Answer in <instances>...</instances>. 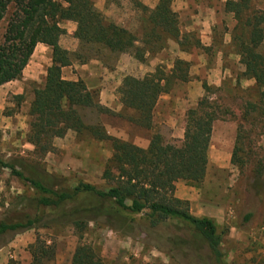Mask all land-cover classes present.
<instances>
[{
    "label": "trees",
    "instance_id": "obj_1",
    "mask_svg": "<svg viewBox=\"0 0 264 264\" xmlns=\"http://www.w3.org/2000/svg\"><path fill=\"white\" fill-rule=\"evenodd\" d=\"M155 10L140 5L148 14L142 36L108 21L96 9L93 0H0V29L6 22L0 39V87L21 81L38 44L52 49V65L47 69L43 85L33 89L29 108L31 122L27 142L34 153L45 156L54 152L56 139H63L69 132L82 135L85 132L99 142L112 144L113 156L103 173V178L113 181L114 187L102 190L80 182L68 190H55L42 181L26 177L15 166L0 165L22 179L39 195L36 214L23 221L0 222V249L12 241L13 236L37 228L70 226L79 232L80 243L71 264H107L96 250L83 242L85 229L90 223H98L106 215L107 205L128 212L141 214L149 211L153 225L161 221L178 220L208 247L217 264H224L223 237L210 218H198L183 207L188 203L175 197L176 184L186 181L201 184L207 174L209 149L214 125L219 120L221 107L211 99L217 88L203 85L205 96L185 114L184 141L178 145L166 142L156 132L147 149L113 138L102 124L103 115L123 117L133 125L151 130L157 103L161 96L170 94L180 84L190 81V64L176 60L170 73L157 70L143 78L129 79L119 91V101L125 107L116 114L101 105L99 94L82 81L72 82L63 78V68L72 62L71 53L60 45L67 34L62 22H73L77 28L74 38L80 42L77 54L79 64L92 60L108 63L121 54H131L145 63L147 56L164 50L168 41L186 46L191 39L183 35L179 17L172 10V0H159ZM226 11L237 19V35L233 36L244 79L255 81L253 100L242 108L241 124L237 134V162L243 171L246 159L254 153L244 149L245 142L252 144V137H264V11L253 8L251 0L227 1ZM196 47L202 48L199 41ZM186 51V50H185ZM88 110L97 116L95 123L87 122ZM246 152V154H244ZM236 154V153H235ZM264 159V158H263ZM117 172V175L114 172ZM256 177L264 176V166L254 169ZM79 197H91L94 203L65 210L67 204ZM55 218L49 220L48 211ZM7 237H10L9 239ZM31 264H54L57 250L40 237L30 247Z\"/></svg>",
    "mask_w": 264,
    "mask_h": 264
},
{
    "label": "rangeland",
    "instance_id": "obj_2",
    "mask_svg": "<svg viewBox=\"0 0 264 264\" xmlns=\"http://www.w3.org/2000/svg\"><path fill=\"white\" fill-rule=\"evenodd\" d=\"M110 1L119 4L123 0ZM194 1H202L213 8H224L223 11L219 10L215 19L217 23L213 28V48L225 51L228 76L223 85L217 88L219 90L211 95L212 101L221 109L220 118L214 125L206 177L199 185L186 181L178 182L183 186L182 191L186 197L194 199L182 200L188 203L183 208L195 217L210 218L215 222L218 233L223 237L224 264H264V176L256 177L253 172L257 166H264V137H252L250 146L245 142L244 150L247 153L252 150L254 156L246 159L243 171L233 163V157L237 162V134L242 108L248 100L254 99L255 81L244 79L242 74L245 68L240 64V60L237 63L238 55L233 41V36L237 35V19L234 14L228 13L225 7L230 0ZM251 3L257 11H264V0H251ZM141 12L146 19L148 14ZM67 23L69 22L60 24L67 32L60 41L63 47L71 49L69 53L72 62H78L76 57L80 42L69 34L77 26L75 27L73 22ZM128 25L131 32L142 36L145 22L140 18L134 17ZM5 26L6 22L1 25L0 39L5 32ZM179 27L182 30L180 18ZM183 35L190 36L191 40L186 46H179V49H201L196 47V41L200 42L196 27L193 32H185ZM225 39H228V45L225 44ZM173 42L168 41L165 49L169 51ZM47 48L48 50L42 51L40 55V58H45L43 63H47V54L52 59V49L46 46ZM261 52L264 54V45ZM238 58L240 59L239 56ZM172 61L173 59L170 60ZM114 63L115 58H112L106 64ZM168 64L169 62L159 65L156 71L159 69L167 73L165 69ZM132 78L138 79L129 75L122 78V84L117 90L118 96L124 83ZM39 80L15 81V85L23 86L25 92L22 95L4 93L0 96V160L4 164L15 166L26 177L40 180L59 191L72 189L80 182L102 190L114 187L113 181L103 178V173L113 156L112 144L109 141L99 142L87 132L80 136L72 132L73 134L56 142L53 153L45 156L34 153V147L27 142V136L30 130L29 108L33 100V89L44 83L41 78ZM185 86L186 84H180L171 93L182 96L186 93ZM93 91L99 94V90ZM16 114L18 118H15ZM86 115L88 123L96 122L97 116L94 112L88 110ZM181 123L180 119L179 124ZM19 124L20 127L16 128ZM172 131L166 125L159 126L157 130L166 142L180 145L184 139L174 138ZM114 174L117 175V172ZM38 197L36 191L27 183L12 175L10 169L0 165V222H18L33 217L36 214L35 200ZM175 197L177 198L176 192ZM94 202L91 197H79L74 203L67 204L65 210ZM55 213L49 210L47 218L52 220ZM106 215L110 217L89 224L85 229L83 242L92 246L107 264H217L206 244L178 220L161 221L158 225H153L149 211L130 214L111 204L107 205ZM38 237L48 245L56 247L54 264L72 263L80 243L79 232L70 226L53 225L52 228H37L13 236L12 241L0 249V264H31L30 247Z\"/></svg>",
    "mask_w": 264,
    "mask_h": 264
},
{
    "label": "crops",
    "instance_id": "obj_3",
    "mask_svg": "<svg viewBox=\"0 0 264 264\" xmlns=\"http://www.w3.org/2000/svg\"><path fill=\"white\" fill-rule=\"evenodd\" d=\"M95 7L105 18L119 26L130 29V22L134 17L145 22V17L141 15L140 5L155 10L159 5V0H123L116 4L110 0H93ZM223 7L213 8L202 3V1L194 0H172V10L179 15L182 33H191L196 27L199 33V39L202 45L201 49L184 51L179 49V44L173 42L170 50H163L154 55L147 56L145 63L137 61L131 54H121L115 58L113 65L106 64L101 60H92L86 64L71 62L69 66L63 68V78L67 81L77 82L82 80L89 89L99 90V98L101 105L112 110L116 114L123 113L125 107L120 103L117 90L121 86V80L125 76H132L142 79L148 74L156 71L159 65L169 62L165 71L168 73L174 68L176 59L186 61L190 64V81L186 84V93L178 96L174 93L165 94L160 97L154 112L153 124L151 130L139 128L123 117L103 115L101 117L102 124L107 134L113 138L128 142L140 148L147 149L151 143L153 135L157 132L159 126L166 125L170 127L173 137L183 140L185 135V114L190 108L195 107L197 103L205 96L204 84L209 87L220 88L228 76V68L224 55L225 51L215 50L213 28L217 23L219 10L223 11ZM128 18V19H127ZM132 20V21H131ZM71 22L67 23L70 24ZM76 27V24H75ZM194 27V28H193ZM76 28L69 34L74 36ZM172 42V41H171ZM228 39L225 44L228 45ZM62 46V42L60 41ZM78 46V43H77ZM63 47V46H62ZM70 52V48L63 47ZM213 48V49H211ZM209 49V50H208ZM46 46L38 44L28 66L23 72L22 81L30 80L32 82H41L45 80L47 69L52 65L51 56L48 57L47 63H43L44 59L40 58L41 52L46 51ZM77 49H74V51ZM173 59L172 62L170 60ZM237 56V63H239ZM119 82H115L118 81ZM11 82L0 87V96L4 93L22 95L25 92L23 86H16ZM16 88V89H15ZM1 99V98H0ZM6 103V101H4ZM18 114L15 115V118ZM179 115L181 117L179 118ZM182 121L179 124V121ZM20 124L18 125L19 128ZM177 133V135H176ZM69 134H73L69 132ZM66 136V137H67ZM56 139L54 146H57ZM180 183L176 184V196L181 200L193 201V197H186L182 191Z\"/></svg>",
    "mask_w": 264,
    "mask_h": 264
}]
</instances>
